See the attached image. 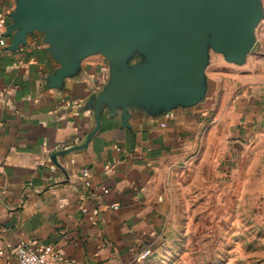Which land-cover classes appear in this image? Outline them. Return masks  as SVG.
I'll list each match as a JSON object with an SVG mask.
<instances>
[{"label":"crops","instance_id":"1","mask_svg":"<svg viewBox=\"0 0 264 264\" xmlns=\"http://www.w3.org/2000/svg\"><path fill=\"white\" fill-rule=\"evenodd\" d=\"M17 8L18 0H0L7 25ZM13 36L5 34L0 51V264H17L11 251L21 240L51 246L65 264L142 263L174 209L168 160H190L215 114L234 113L228 151L219 157L234 152V164L264 177V10L243 62L218 55L221 68L234 70L229 106L227 92L216 99L218 75L225 84L228 74L211 72L210 61L204 95L184 105L162 89L158 96L153 82L148 90L112 92L102 52L72 57L71 49L66 68L42 31L10 49ZM132 55L131 68L149 63L139 50Z\"/></svg>","mask_w":264,"mask_h":264},{"label":"water","instance_id":"2","mask_svg":"<svg viewBox=\"0 0 264 264\" xmlns=\"http://www.w3.org/2000/svg\"><path fill=\"white\" fill-rule=\"evenodd\" d=\"M262 18L261 0H18L5 34L14 32L16 49L28 32L42 31L66 68L71 49L72 57L102 52L115 77L112 92L148 90L153 82L158 96L162 89L171 103L188 105L204 95L209 50L243 62ZM134 50L149 63L131 68Z\"/></svg>","mask_w":264,"mask_h":264},{"label":"rangeland","instance_id":"3","mask_svg":"<svg viewBox=\"0 0 264 264\" xmlns=\"http://www.w3.org/2000/svg\"><path fill=\"white\" fill-rule=\"evenodd\" d=\"M219 54L210 49L208 62L211 72L228 74L225 84V75H218L216 99L227 92L229 106L234 70L218 65ZM223 60L234 65L224 55ZM214 86L210 81V91ZM207 123L190 160H168L174 209L160 242L147 248L150 254L140 264H264V177L234 164L232 151L219 157L220 150L228 151L225 134L234 126V113L215 114Z\"/></svg>","mask_w":264,"mask_h":264},{"label":"built area","instance_id":"4","mask_svg":"<svg viewBox=\"0 0 264 264\" xmlns=\"http://www.w3.org/2000/svg\"><path fill=\"white\" fill-rule=\"evenodd\" d=\"M7 27L6 17L0 13V51L5 46V31ZM84 178H88L89 174L87 170H82ZM88 185V181L85 183ZM104 193H108V190H104ZM112 208H116V205H111ZM4 253L0 251V255ZM150 254V250L147 249L143 252L142 256L147 257ZM11 257L17 264H65L59 259L56 252L51 246H33L30 243L21 240L18 241L11 251Z\"/></svg>","mask_w":264,"mask_h":264}]
</instances>
